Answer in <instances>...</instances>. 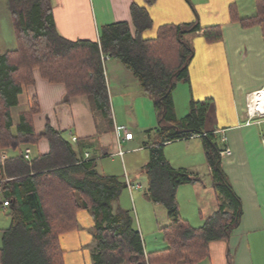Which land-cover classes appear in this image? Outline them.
<instances>
[{"label":"trees","instance_id":"obj_1","mask_svg":"<svg viewBox=\"0 0 264 264\" xmlns=\"http://www.w3.org/2000/svg\"><path fill=\"white\" fill-rule=\"evenodd\" d=\"M153 3L155 0H147ZM18 46L0 55V149L18 153L0 159V207L9 201L10 225L1 229L0 264H65L60 237L80 227L78 214L92 213L96 241L92 264L175 263L195 264L209 255L212 241L225 240L239 227L242 204L222 170L221 149L213 135L205 133L209 109L191 101L190 112L178 117L173 91L189 82V66L195 49L189 36L201 29L206 40L222 39V28H202L198 21L164 24L155 38L143 33L153 27L145 7L131 6L128 21L105 25L99 41L73 40L57 29L51 0H9ZM257 14L243 18L245 25L264 21V0H257ZM235 17V9L232 8ZM102 54L121 60L151 96L158 113V139L143 166L148 185L145 194L167 210L169 223L160 228L163 243L151 247L142 237L132 209L114 204L126 188L124 177L99 173L94 160L85 161L63 132L47 123L36 134L33 117L39 113L37 96L31 108L14 125L11 109L18 105L24 87L35 83L34 71L51 83H63L66 99L85 95L94 112L113 125L110 94ZM194 135L202 136L213 186L224 195L219 209L198 227L180 214L178 188L200 178L176 168L164 154V145ZM46 138L50 151L28 160L23 147ZM221 196V195H220ZM227 199V200H226ZM227 201L233 211L226 208Z\"/></svg>","mask_w":264,"mask_h":264},{"label":"crops","instance_id":"obj_2","mask_svg":"<svg viewBox=\"0 0 264 264\" xmlns=\"http://www.w3.org/2000/svg\"><path fill=\"white\" fill-rule=\"evenodd\" d=\"M51 1L58 31L73 40L99 41L105 25L122 21H128L134 32L133 3L147 8L153 19V27L143 33L144 38H155L159 27L164 24L198 21L202 28L220 25L223 36L219 41L208 42L202 29L189 36L195 49L189 66L190 81L179 82L173 98L180 118L183 117L178 112L181 88L186 92L185 111L190 112L192 100L202 104L208 101L204 130L214 136L221 151L231 149L230 154L221 155V166L225 178L241 200L242 219L227 239L212 241L209 255L195 264H264V102L260 99L264 96V21L253 25L241 21L257 14V0H155L151 4L147 0ZM7 5L4 4L11 14L9 0ZM15 42L16 46L9 50L17 48V38ZM104 68L113 125L109 126L101 115L94 112L89 97L81 95L66 99L65 85L49 82L38 70L34 71L35 83L24 87L18 105L11 109L13 122L15 126L20 123L21 115L30 110L32 98L36 95L40 111L33 117L35 133H42L50 122L72 141L85 161H95L99 173L124 177L126 182L129 179L135 187H126L129 191L127 198L134 202L136 195L133 191L141 189L143 184L135 177L139 174L129 170L126 154L145 150L149 155L151 144L158 139L159 117L152 97L144 92L136 75L121 60L110 56ZM134 130L140 134V142L135 141ZM127 131L133 133V139H125ZM192 141L195 143L193 153L188 145ZM176 143L183 148L180 152L173 147ZM27 148L33 158L48 153L50 144L46 138H41L37 144L24 146L23 150ZM163 149L174 167L187 169L201 179L181 185L177 192L182 217L195 227L201 226L219 209L220 198L224 197L213 186L214 173L206 157L204 140L202 136L194 135L169 142ZM120 150L124 151L123 155ZM1 151L6 159L18 153L13 151L11 154L10 149ZM148 155L144 154L142 168ZM119 205L122 206L120 199L114 206ZM226 208L233 211L228 201ZM78 220V230L60 237L65 264H92L96 222L88 210H82ZM168 223V214H165L160 225ZM140 225L144 235L145 226L141 219ZM153 264L189 263L180 260Z\"/></svg>","mask_w":264,"mask_h":264},{"label":"rangeland","instance_id":"obj_3","mask_svg":"<svg viewBox=\"0 0 264 264\" xmlns=\"http://www.w3.org/2000/svg\"><path fill=\"white\" fill-rule=\"evenodd\" d=\"M7 3L8 0H0V54H3L7 50H9V48H14L16 46V42H15L16 38L14 34L15 32L13 27L12 15L8 14L7 8L4 6V4L8 6ZM179 93L180 94L178 97V105H180L181 107H179L178 112L181 116L184 117L189 112L187 110L186 111L184 110V106H185L184 96H186V92H183L181 88L179 90ZM134 132L136 134L135 141L140 142L141 139L140 134L138 133V131L134 130ZM188 145L193 153L195 143L192 141L189 142ZM125 146H127V144H125ZM125 146L124 149L126 150L127 147ZM173 147H175L176 148L175 150L179 152L183 149L180 148L181 146L178 143H176ZM1 152L2 151L0 149V159H1ZM144 152L145 150L144 151L139 150L136 152H129L126 154V162L129 170L135 171V174H139V176L135 175V177L139 179L138 181H140L143 184V187L139 190L135 189L133 191V194L136 195L134 202L129 201L130 198L129 197L127 198V196L129 195L128 194L129 191L127 190V188H124L123 189L124 192L120 195V202L125 209H130V210L132 209V212L135 216V220L137 222L140 231H141L140 228L141 226L140 219H141L143 226H145L144 227L145 233L142 236L150 246H154L155 242L163 243L162 236L160 233V228L162 226L160 225V222L162 223V220H164V215L165 214L167 215V210L163 205L154 203L152 200H149L145 194V190L147 189V185H148L147 182L148 179L146 173L144 172L141 166L144 163L143 161L144 154L147 153L148 155V152L145 153ZM10 153L13 154L14 153L13 150ZM174 154L176 158H178V154L176 152H174ZM148 157L146 158V160H148ZM138 211H139V215H138ZM10 222H11V218L9 216V208L4 210L3 208L0 207V228L2 229L8 227L10 225ZM146 230L148 231V233ZM0 237H1V230H0Z\"/></svg>","mask_w":264,"mask_h":264},{"label":"built area","instance_id":"obj_4","mask_svg":"<svg viewBox=\"0 0 264 264\" xmlns=\"http://www.w3.org/2000/svg\"><path fill=\"white\" fill-rule=\"evenodd\" d=\"M110 56L109 55H107V54H102V60H103V62L105 63V61L109 58ZM133 133L132 132H130V131H127L126 132V134H125V139L126 140H131V139H133ZM73 140H77V137H73ZM30 153H31V150L29 149V148H27V149H25V151H24V156H25V158L26 159H28V160H30V159H32V157H31V155H30ZM231 153V149H229V148H226L225 150H223V151H221V155H224V154H230ZM120 154H124V151L123 150H120ZM2 156H1V160L2 161H4L5 159H6V156H5V154L3 155V154H1ZM87 156H88V154H87ZM2 180L0 179V182H1ZM127 185L130 187V188H133V186L135 187V185H133L131 182H130V180L129 179H127ZM137 187H139V186H141V185H136ZM1 193H2V190H1V187H0V195H1ZM9 201L8 200H4L3 201V204H2V206H1V208H3L4 210H6L7 209V207L9 206ZM147 264H149L148 263V261H147Z\"/></svg>","mask_w":264,"mask_h":264},{"label":"bare ground","instance_id":"obj_5","mask_svg":"<svg viewBox=\"0 0 264 264\" xmlns=\"http://www.w3.org/2000/svg\"><path fill=\"white\" fill-rule=\"evenodd\" d=\"M257 98H258V96H257ZM257 98H256V99H257ZM260 99H261L262 102H264V96H262V98H260ZM253 106H254V105H253Z\"/></svg>","mask_w":264,"mask_h":264}]
</instances>
